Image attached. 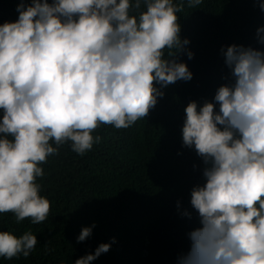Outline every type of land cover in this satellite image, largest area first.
Segmentation results:
<instances>
[{
	"label": "clouds",
	"instance_id": "clouds-1",
	"mask_svg": "<svg viewBox=\"0 0 264 264\" xmlns=\"http://www.w3.org/2000/svg\"><path fill=\"white\" fill-rule=\"evenodd\" d=\"M16 10V21L0 24V213L40 224L51 207L37 182L41 165L65 143L80 156L91 151L101 125L144 120L161 88L192 79L175 59L189 41L174 0H20ZM222 52L228 82L213 102L184 108L182 142L202 158L205 183L191 191L200 226L178 264H264V51L232 44ZM37 243L30 231H0V257L27 258ZM109 249L102 243L74 264Z\"/></svg>",
	"mask_w": 264,
	"mask_h": 264
},
{
	"label": "trees",
	"instance_id": "trees-1",
	"mask_svg": "<svg viewBox=\"0 0 264 264\" xmlns=\"http://www.w3.org/2000/svg\"><path fill=\"white\" fill-rule=\"evenodd\" d=\"M19 2L0 0V24L18 19ZM174 2L183 7L177 13L180 38L189 41L175 59L187 65L192 79L161 88L163 97L130 128L101 125L92 133L101 141L83 156L70 142L49 156L41 165L45 175L37 179L51 205L48 218L18 223L11 212L0 213V231H30L38 243L27 258L0 257V264H74L102 243L109 251L90 264H178L188 251V233L200 226L191 191L205 183V165L194 148L183 145L184 108L192 101L198 107L213 102L217 88L228 82L222 49L236 44L264 51L257 42L264 11L256 0H203L195 8L187 0ZM85 227L91 235L78 242Z\"/></svg>",
	"mask_w": 264,
	"mask_h": 264
}]
</instances>
